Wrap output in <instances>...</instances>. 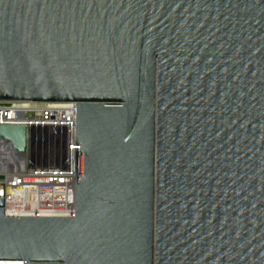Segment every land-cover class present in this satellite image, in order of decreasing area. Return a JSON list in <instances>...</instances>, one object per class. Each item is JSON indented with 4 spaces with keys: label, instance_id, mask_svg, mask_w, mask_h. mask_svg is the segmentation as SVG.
Wrapping results in <instances>:
<instances>
[{
    "label": "water",
    "instance_id": "obj_1",
    "mask_svg": "<svg viewBox=\"0 0 264 264\" xmlns=\"http://www.w3.org/2000/svg\"><path fill=\"white\" fill-rule=\"evenodd\" d=\"M0 101L76 102L74 216L0 198V264H264V0H0Z\"/></svg>",
    "mask_w": 264,
    "mask_h": 264
},
{
    "label": "built area",
    "instance_id": "obj_2",
    "mask_svg": "<svg viewBox=\"0 0 264 264\" xmlns=\"http://www.w3.org/2000/svg\"><path fill=\"white\" fill-rule=\"evenodd\" d=\"M0 126H22L26 147L0 136V198L11 216H74L76 102L0 101Z\"/></svg>",
    "mask_w": 264,
    "mask_h": 264
}]
</instances>
